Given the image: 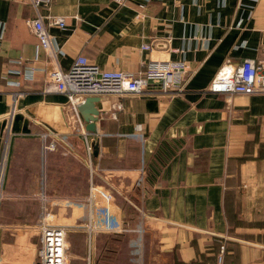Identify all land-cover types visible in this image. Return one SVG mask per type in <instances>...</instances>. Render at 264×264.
<instances>
[{"label": "crops", "instance_id": "0c3cea01", "mask_svg": "<svg viewBox=\"0 0 264 264\" xmlns=\"http://www.w3.org/2000/svg\"><path fill=\"white\" fill-rule=\"evenodd\" d=\"M37 15L66 19L47 27L49 52L26 26ZM78 56L131 76L149 62L189 71L180 93L100 96L88 155L67 97L46 87ZM252 58L264 0H0V264L39 263L42 213L66 229L71 264H115L112 239L146 250L126 264L214 263L222 247L223 264H264V94L207 91ZM42 134L57 143L44 155ZM90 185L111 194L122 232L88 233Z\"/></svg>", "mask_w": 264, "mask_h": 264}, {"label": "built area", "instance_id": "2783aa9c", "mask_svg": "<svg viewBox=\"0 0 264 264\" xmlns=\"http://www.w3.org/2000/svg\"><path fill=\"white\" fill-rule=\"evenodd\" d=\"M120 4L124 0H116ZM149 1V0H148ZM48 0H32V4L38 6ZM26 26L37 38L39 45L49 52L51 36L47 27H57L62 31L67 30L66 19L59 16L42 17L26 20ZM144 50L152 51L153 44L144 45ZM188 66L184 62H149L145 71L139 76H131L123 72H107L90 62L83 56H78L71 67L64 71L57 65L47 73V90L64 94L70 106L73 108L81 135L84 137L85 148L88 155L92 153L93 145L87 137L82 118L77 112V105L83 102L87 96H115L118 98L137 96L142 94L151 81L162 83L163 92L180 93L182 81L188 72ZM27 79L33 77V69L25 71ZM207 91L214 94H264V60L245 59L238 66L225 67L212 78ZM47 134L40 137L41 152L56 149V142L48 141ZM3 193L0 187V201ZM88 202L92 208V216L87 227L88 233L109 232L119 233L123 231L117 209L110 193L105 189L90 185ZM40 231V246L38 264H70L68 256V242L66 229L63 226L54 225L48 217L42 213L38 227ZM224 247L214 263L223 264Z\"/></svg>", "mask_w": 264, "mask_h": 264}, {"label": "water", "instance_id": "95a60500", "mask_svg": "<svg viewBox=\"0 0 264 264\" xmlns=\"http://www.w3.org/2000/svg\"><path fill=\"white\" fill-rule=\"evenodd\" d=\"M149 83L152 82L149 81ZM100 101V96H87L84 98L83 102L77 105V112L86 124L85 130L87 132H95V122L99 114L96 104Z\"/></svg>", "mask_w": 264, "mask_h": 264}, {"label": "rangeland", "instance_id": "374dc122", "mask_svg": "<svg viewBox=\"0 0 264 264\" xmlns=\"http://www.w3.org/2000/svg\"><path fill=\"white\" fill-rule=\"evenodd\" d=\"M107 241H108V244L111 243L112 245L117 246V254L115 256L116 259L114 258L115 264H126L128 261V258L131 257L135 261L136 258L139 257V259H140L142 256H145V254H146V250H145V254H143L142 249L140 247L139 248L134 247L132 250H130V251H132L130 253L128 249L124 248V244L122 243L123 242L122 240L121 241L120 240L115 241L114 239H112L111 241L110 240H107ZM133 241L135 243L138 240L136 238H133ZM67 242H68V240H67ZM71 250H73V249L70 246V242H68V249H67L68 254L71 253ZM114 260H112V261H114ZM70 264H71V259H70Z\"/></svg>", "mask_w": 264, "mask_h": 264}, {"label": "trees", "instance_id": "16d2710c", "mask_svg": "<svg viewBox=\"0 0 264 264\" xmlns=\"http://www.w3.org/2000/svg\"><path fill=\"white\" fill-rule=\"evenodd\" d=\"M204 263V262H203Z\"/></svg>", "mask_w": 264, "mask_h": 264}]
</instances>
